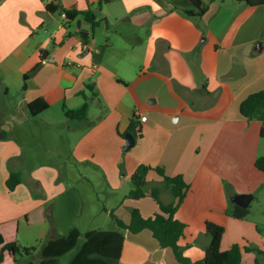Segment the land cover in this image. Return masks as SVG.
<instances>
[{"label": "crops", "instance_id": "1", "mask_svg": "<svg viewBox=\"0 0 264 264\" xmlns=\"http://www.w3.org/2000/svg\"><path fill=\"white\" fill-rule=\"evenodd\" d=\"M99 1L0 0V78L6 93L10 90L9 83L18 84L24 91L19 107L6 110L3 122L0 121L4 133L0 139V212L1 200L21 192L19 188L24 190L22 182L10 190L7 179L15 159L29 154L25 151V135L51 131L49 122L56 119L61 123L60 128L75 134L70 144L71 154L90 159L95 155L94 149L109 145V138L118 148L125 145L123 134L136 115L142 129L136 144L143 142L147 156L131 163L126 171L132 177L144 163L163 167L169 176L184 177L190 188L175 214L186 224L179 244L190 259L201 260L211 241L206 222L223 225L222 213L233 205V194L226 190L218 171L205 166L204 160L213 162L209 151L218 144L224 131H239L250 125L251 120L240 112V104L250 93L264 89V4L249 5L235 0L226 6L225 0H202L206 12L198 15L186 12L197 10L190 0H113L101 6ZM49 4L61 8L52 11ZM62 9L92 10L101 22L93 28L81 15L65 21ZM168 70L172 72L170 77L164 75ZM148 75L155 78L150 89ZM90 95L106 105L112 115L105 116L95 129L86 130L87 118L70 119L65 107L78 108L88 103ZM153 96L157 97L155 101L177 100L176 106L155 113L156 119L150 120L148 98ZM39 98L49 106L33 115L28 105ZM57 104H61V110L54 118L51 108ZM140 115H146L147 120L141 121ZM175 115L178 117L174 118ZM31 118H43L44 130L36 123L22 125ZM174 121L182 122L181 127H173ZM77 129L84 134L80 135ZM152 131L157 135L149 139ZM165 131L176 132L173 147L159 143ZM205 139L204 147L208 149L200 155L195 146ZM148 148L152 154H148ZM260 155L263 154H254V159ZM113 157L111 165L115 171L116 156ZM157 174L151 172L148 181L162 187L161 199L169 203L173 200L171 191ZM150 191L138 199L151 198L153 203L132 206L145 217L159 211ZM37 199H30V208L21 213L27 225L45 221V215L44 219L41 215V209L45 213L44 205ZM59 207H55V213ZM105 209L109 211L108 207ZM18 218L0 223L4 241L17 240ZM3 228L14 233V237L7 239ZM55 233L54 237L61 236V232ZM124 234L119 264H181L172 249L161 247L150 230Z\"/></svg>", "mask_w": 264, "mask_h": 264}, {"label": "rangeland", "instance_id": "2", "mask_svg": "<svg viewBox=\"0 0 264 264\" xmlns=\"http://www.w3.org/2000/svg\"><path fill=\"white\" fill-rule=\"evenodd\" d=\"M225 2L226 6H231L230 4L235 3V0H225ZM164 75L170 77L172 75L171 70H168ZM154 81L155 78L148 75V89ZM8 86H10V90L6 93L5 84H3V79L0 78L1 122L4 120L6 110L12 111L19 107L18 104L24 92L18 84L9 83ZM177 95L179 96V94ZM91 97L90 95L88 98L89 108L84 124L86 130L95 129L96 125L105 116L112 115V111L108 110L106 105H101L100 101L93 100ZM156 99L155 96L148 98V117L150 120L156 119L157 114L155 113L165 112L169 107H175L177 103V100L172 98L169 101L164 99L155 101ZM168 102L169 106H167ZM188 105L193 110H197L192 105ZM60 110L61 104L52 106L51 113L54 118ZM186 112L184 111V114ZM176 117L178 116L175 115L174 118ZM163 120L165 122V119ZM249 122L250 125L247 128H241L239 131L230 129L224 131L219 137L218 144H214L211 151H209L213 162L206 159L204 164L218 171L219 179H222L228 193L231 192L233 195L253 193L255 195V199L250 204V213L247 217L243 219L234 217L232 215L233 205L226 213H222L223 218L225 217L223 223L225 232L221 241V249L226 250L234 244H238L242 250L240 264H261L257 263L256 259L262 260V255L244 249L245 245L264 248V171L259 170L254 165V154H264V137L262 139L259 134V126L261 125L259 117L256 116ZM30 123H36L42 130H44L43 127H46L43 118H31L26 124L23 123L22 125L28 127ZM49 124L51 131H36L35 133L24 134L27 141L24 142L25 151L29 154L24 153L16 158L13 168L10 170L11 172H21L24 190L22 191L23 188H19L21 192L9 196L11 200L8 197L7 200H1L3 207L0 212V223L3 224L19 216V226L15 237L23 246L33 248L30 254H18L16 264L38 263L41 261L43 259L42 250L46 242L56 238L54 237L56 231L61 232V236L67 235L70 226H72L81 231L78 246L63 255L58 263L69 264L75 252L85 240L84 233L87 230L116 229L123 233L127 232V230L119 227L111 214V210L118 218L129 223L133 205L142 202L148 205V201L153 203L151 198L140 200L128 197V194L134 188V184L132 177L126 170L131 163L147 156V150L142 146L143 142H138L131 149L125 151L124 145L118 148L115 145L116 143L109 138V145L102 144L94 149L93 154L95 155L93 157L90 159L79 158L71 154L73 148L70 144L75 137L74 132H68L64 128H60L61 123L56 119L50 121ZM181 125L182 122H173V127L179 128ZM77 131L80 132V135L84 134L81 129H77ZM155 133V131H152L148 138H155L157 135H154ZM175 134V131L163 132L159 142L161 146L173 147L171 144L173 139L177 137ZM150 142L151 140L148 141V147ZM206 143V139L202 143L199 142V145L195 146L196 153L206 154L208 149V146L207 148L204 147ZM190 151H193V148ZM148 154H152L149 148ZM153 154L160 157L157 152ZM114 155L116 156L115 171H113L111 165ZM104 160H106V163H104ZM108 172H110L109 175ZM155 173L157 174V172ZM155 184L158 183L148 181L144 187L146 193L152 187L157 186ZM246 190H249V192H245ZM163 197L166 200L165 192ZM36 198L42 200V205H44L45 221L27 225L21 217L23 216L21 213L23 209L30 208L31 202L29 203V201ZM55 207H59V212H54ZM105 207H108L109 211H106ZM30 212L36 218L33 211ZM146 212H148V207ZM72 214L73 218L70 219ZM3 229L7 239L9 236L14 237V233L6 228ZM207 234L211 237L208 232ZM199 246H201L200 240Z\"/></svg>", "mask_w": 264, "mask_h": 264}, {"label": "trees", "instance_id": "3", "mask_svg": "<svg viewBox=\"0 0 264 264\" xmlns=\"http://www.w3.org/2000/svg\"><path fill=\"white\" fill-rule=\"evenodd\" d=\"M113 0H100L99 6ZM196 11H186L188 14L203 15L206 8L202 5V0H190ZM249 5L264 4V0H240ZM52 11L61 8L60 5H48ZM66 12L68 19H75L77 16H83L92 25L93 28L99 25L101 19H98L94 11H78L62 9ZM27 78V75H25ZM26 85H24V88ZM48 102L43 98L36 99L29 103L28 107L31 114L36 115L48 108ZM88 103L85 102L78 108L65 107V114L70 119L83 120L87 118ZM240 112L248 120H252L256 116L263 121V126L260 134L264 137V89L255 91L247 95L240 104ZM136 115L131 119L126 132H131L135 137L142 134L141 126L136 120ZM125 132V133H126ZM125 133L123 134L125 136ZM255 166L261 171H264V154L257 157ZM157 172L163 177L164 183L170 189L173 200L165 203L161 199V187L154 186L150 191V195L156 199L159 204V211L154 215L145 217L140 209L132 208L131 220L126 223L118 218L114 211H111L117 224L121 229L131 233H139L145 229L152 232L153 236L163 248L169 247L172 249L174 256L181 264H240L242 261V250L238 244H234L229 249H221V241L225 232V227L213 221L206 222V230L211 236V241L206 249V255L203 259L193 261L184 254L183 247L179 244L181 237L184 234L186 224L176 218L175 214L185 198L190 185L180 174L169 176L165 173L163 167L153 166L150 164L141 163L132 175L134 188L128 194L130 198H142L147 195L145 185L148 182V175L151 172ZM22 182L21 172H11L7 179V186L10 190H14L18 184ZM250 213V208H242L233 203L232 215L236 218H245ZM41 215L44 219V210L41 209ZM28 222H31L29 216L26 217ZM17 228V221L15 222ZM81 231L78 228H72L67 235L58 236L50 239L43 247V259L38 263L28 262L27 264H58L60 258L78 246ZM85 240L81 243L69 264H119L120 257L125 242V234L120 230H87L84 233ZM33 248L23 246L17 240L4 241L0 233V264H16L17 255L30 254ZM244 249L248 252H256L262 255V260L256 259L257 263L264 264V248L253 245H245ZM262 261V262H261Z\"/></svg>", "mask_w": 264, "mask_h": 264}, {"label": "water", "instance_id": "4", "mask_svg": "<svg viewBox=\"0 0 264 264\" xmlns=\"http://www.w3.org/2000/svg\"><path fill=\"white\" fill-rule=\"evenodd\" d=\"M81 21L78 23L80 24ZM259 49L261 46L259 45ZM4 137V133L0 130V139ZM126 143L124 145V150L127 151L131 149L136 144V137L131 132L125 133ZM255 195L253 193H239L231 196V201L242 208L250 207L251 202L254 200Z\"/></svg>", "mask_w": 264, "mask_h": 264}, {"label": "built area", "instance_id": "5", "mask_svg": "<svg viewBox=\"0 0 264 264\" xmlns=\"http://www.w3.org/2000/svg\"><path fill=\"white\" fill-rule=\"evenodd\" d=\"M62 17L65 19V21H68L69 20L66 12H63L62 13ZM139 118H140L141 121L147 120V116L146 115H140Z\"/></svg>", "mask_w": 264, "mask_h": 264}]
</instances>
